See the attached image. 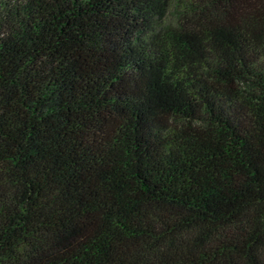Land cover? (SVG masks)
<instances>
[{
	"label": "trees",
	"instance_id": "obj_1",
	"mask_svg": "<svg viewBox=\"0 0 264 264\" xmlns=\"http://www.w3.org/2000/svg\"><path fill=\"white\" fill-rule=\"evenodd\" d=\"M0 264H264V0H0Z\"/></svg>",
	"mask_w": 264,
	"mask_h": 264
},
{
	"label": "rangeland",
	"instance_id": "obj_2",
	"mask_svg": "<svg viewBox=\"0 0 264 264\" xmlns=\"http://www.w3.org/2000/svg\"><path fill=\"white\" fill-rule=\"evenodd\" d=\"M171 21H173L174 20V18L172 17V15H171V17L169 18Z\"/></svg>",
	"mask_w": 264,
	"mask_h": 264
}]
</instances>
